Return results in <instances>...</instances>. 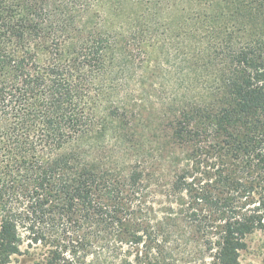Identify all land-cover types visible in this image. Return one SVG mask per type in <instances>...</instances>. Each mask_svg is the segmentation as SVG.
Wrapping results in <instances>:
<instances>
[{"label":"trees","instance_id":"obj_1","mask_svg":"<svg viewBox=\"0 0 264 264\" xmlns=\"http://www.w3.org/2000/svg\"><path fill=\"white\" fill-rule=\"evenodd\" d=\"M264 260V0H0V264Z\"/></svg>","mask_w":264,"mask_h":264},{"label":"rangeland","instance_id":"obj_2","mask_svg":"<svg viewBox=\"0 0 264 264\" xmlns=\"http://www.w3.org/2000/svg\"><path fill=\"white\" fill-rule=\"evenodd\" d=\"M242 264H264L262 234L260 232L250 237V248L243 253Z\"/></svg>","mask_w":264,"mask_h":264}]
</instances>
